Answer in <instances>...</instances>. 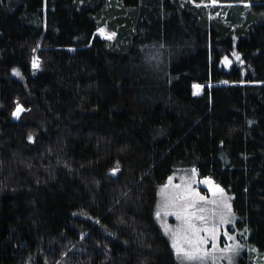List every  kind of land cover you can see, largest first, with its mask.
<instances>
[{
	"label": "trees",
	"instance_id": "obj_1",
	"mask_svg": "<svg viewBox=\"0 0 264 264\" xmlns=\"http://www.w3.org/2000/svg\"><path fill=\"white\" fill-rule=\"evenodd\" d=\"M205 2L0 0V264H180L156 216L179 167L264 250V0Z\"/></svg>",
	"mask_w": 264,
	"mask_h": 264
},
{
	"label": "rangeland",
	"instance_id": "obj_2",
	"mask_svg": "<svg viewBox=\"0 0 264 264\" xmlns=\"http://www.w3.org/2000/svg\"><path fill=\"white\" fill-rule=\"evenodd\" d=\"M187 1V0H183ZM206 1L203 5H209L211 0ZM199 4V3H198ZM101 26L97 29V33L99 35V29H104V35L102 37L109 39L108 36L112 33L115 34V30L111 28L110 21L108 19L101 21ZM115 35H113L110 39L113 40ZM35 50V51H34ZM31 54V59L33 57H38L37 49H34ZM225 57H227L230 63H225ZM32 63V61H31ZM240 65L243 71H246L248 68L242 63L241 60H236L234 56L225 55L221 59V66L225 69H228L231 64ZM17 71L16 69H14ZM13 70V73H15ZM244 82V81H240ZM246 82V81H245ZM198 90V89H195ZM194 167H179L175 168L173 172L162 182L157 188V198H156V216L157 212H159V216H157V221L162 229L163 234L168 238L171 243L173 242V231L178 228H186L187 225L182 220H178L174 214L175 208L168 207L165 208V198L172 197L179 190L174 188V185H180L181 188L190 187L195 192H198L200 196L206 197V200L209 202L198 201L195 209H189V212H195V216L192 218V224L200 229H213L215 232V245L213 248V239L211 231H201L200 236L206 239V243L203 244V249L207 251L208 255L204 256L203 259L194 260V261H186L178 258L177 253L174 250L177 260L180 264H264V250H258L252 244L247 242L248 239V231L247 229L241 225L237 224L238 217L234 214L232 206H231V214L225 215L227 216L228 222L222 223L220 220V209L218 204L210 203L212 200L219 201V196H213L212 191L210 190V185L203 183V181L210 180L212 185H219L214 182L210 178H201L198 176ZM169 177H171V184H169ZM167 185V187H165ZM220 188H222L219 185ZM224 195L228 200V203L231 205V197L228 193L224 191ZM204 208L206 211L201 213L198 209ZM168 213V214H166ZM204 215L206 217L205 221H201L196 217ZM166 227L171 229V231L166 232ZM232 237V239H229ZM228 246H233V251H227ZM75 245H71L66 255H62L59 261V264H70L66 256H70L74 253ZM221 249H225V251H221ZM23 264H32L27 261Z\"/></svg>",
	"mask_w": 264,
	"mask_h": 264
},
{
	"label": "snow or ice",
	"instance_id": "obj_3",
	"mask_svg": "<svg viewBox=\"0 0 264 264\" xmlns=\"http://www.w3.org/2000/svg\"><path fill=\"white\" fill-rule=\"evenodd\" d=\"M216 0H212V3H215ZM104 29H99V32L101 35H104ZM115 35L112 33L111 35L108 36L109 39ZM35 51V50H34ZM238 60L240 59L239 56L237 55L236 57ZM225 63H230L225 57ZM32 66L33 68H38L39 67V60L37 57H33L32 59ZM16 75H19L20 73L15 71ZM195 89H199V85H193ZM197 94L194 92V95ZM23 109L17 105V109L15 112H13L14 117H18L19 113ZM31 140L32 138L29 137ZM119 168H114L112 171L115 173L118 171ZM195 171V170H193ZM171 177H169V184H171ZM203 183L209 184L210 190L212 191L213 196H219V201L217 200H212L210 203L213 204H218V207L220 209V220L222 223L228 222L227 216L225 215V212L227 214H231V205L228 203L227 198L224 195V189L220 188L219 185H212V182L210 180H205ZM167 187V185L165 186ZM174 188L178 189L179 191L176 192L172 197H167L165 198V204L164 207H173L175 208V211L172 213L176 216L178 220L184 221V223L187 225L186 228H178L175 231H173V242H172V247L175 249L178 258L186 261H194V260H199L203 259L204 256L208 255L207 251L203 249V244L206 243V239L204 237L200 236L201 231H211L212 232V239H213V248L216 247L215 245V232L213 229H200L195 227L192 224V218L195 216V212H189V209H195L196 204L198 201H204V202H209L206 200V197L200 196L198 192H195L192 190L190 187H184L181 188L180 185H174ZM199 212L203 213L206 210L204 208L198 209ZM168 214V213H166ZM157 216H159V212H157ZM197 219L201 221H205L206 217L204 215H200L196 217ZM171 231V229L166 227V232ZM229 239H232V237H229ZM227 251H233L234 248L233 246H228L226 249ZM221 251H225V249H221Z\"/></svg>",
	"mask_w": 264,
	"mask_h": 264
},
{
	"label": "flooded vegetation",
	"instance_id": "obj_4",
	"mask_svg": "<svg viewBox=\"0 0 264 264\" xmlns=\"http://www.w3.org/2000/svg\"><path fill=\"white\" fill-rule=\"evenodd\" d=\"M247 242H248V239H247ZM249 243V242H248Z\"/></svg>",
	"mask_w": 264,
	"mask_h": 264
}]
</instances>
